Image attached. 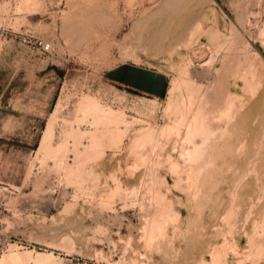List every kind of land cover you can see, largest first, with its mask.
<instances>
[{
    "label": "rangeland",
    "instance_id": "obj_1",
    "mask_svg": "<svg viewBox=\"0 0 264 264\" xmlns=\"http://www.w3.org/2000/svg\"><path fill=\"white\" fill-rule=\"evenodd\" d=\"M83 98L123 113L124 137L79 175ZM193 118L212 127L195 159L180 125ZM24 253L19 264H264V0H0V264Z\"/></svg>",
    "mask_w": 264,
    "mask_h": 264
},
{
    "label": "bare ground",
    "instance_id": "obj_2",
    "mask_svg": "<svg viewBox=\"0 0 264 264\" xmlns=\"http://www.w3.org/2000/svg\"><path fill=\"white\" fill-rule=\"evenodd\" d=\"M189 31V30H188ZM188 33H190V32H188ZM190 38V37H189ZM187 39V38H186ZM186 41V40H185ZM184 43V42H183ZM185 44V43H184ZM190 44V43H189ZM189 44H187V45H189ZM194 44V43H193ZM186 45V44H185ZM184 45V46H185ZM186 45V46H187ZM181 47H183V46H181ZM180 47V48H181ZM188 50H190V49H188ZM188 50H186V51H188ZM192 50V49H191ZM197 52H195V51H193L191 54H187L188 56V60L192 63L193 62V60L197 63L198 62V60H196L197 58L200 60L201 58V48H200V46H199V48H197ZM211 50V49H210ZM188 53H189V51H188ZM185 53H184V55H186ZM210 55V54H209ZM187 60V61H188ZM203 62H204V60H202ZM201 61V62H202ZM205 62H207L208 63V61H205ZM188 64H190L189 62H187ZM203 64V63H202ZM192 66V65H191ZM199 66V65H198ZM203 66V65H202ZM190 67V66H189ZM197 67V66H196ZM187 70V69H186ZM190 70V69H189ZM182 72H185V71H182ZM186 73H188L187 71H186ZM188 75V74H187ZM230 75V74H229ZM183 75H181V77H182ZM185 77V76H184ZM189 77V76H188ZM188 77H185V78H188ZM189 79V78H188ZM177 81V80H176ZM181 82H182V80H181ZM186 83H187V81H185ZM220 81H218V83H219ZM217 83V82H216ZM173 84V83H172ZM184 84V83H183ZM179 84H178V82H177V84L174 82V84L172 85V87H171V89H170V96H171V98L175 101V98H176V96H175V91H176V89H177V86H178ZM223 86V85H222ZM225 88V87H224ZM227 88V87H226ZM181 89V88H180ZM212 92V91H211ZM177 93V92H176ZM210 93V92H209ZM178 95V94H177ZM206 96H205V98L208 96L207 95V92H206V94H205ZM175 97V98H174ZM186 97V96H185ZM209 97H211V96H209ZM209 97H207V98H209ZM188 99H189V96L187 97ZM206 98V99H207ZM231 98V97H230ZM177 99V98H176ZM171 100V99H170ZM172 100V101H173ZM182 100V99H181ZM183 100H185V99H183ZM190 100V99H189ZM191 100H193V101H191ZM190 100V103L191 102H195L194 101V99H191ZM205 100V99H204ZM208 100V99H207ZM206 100V101H207ZM211 100V99H210ZM79 101H81V100H79ZM203 101V100H202ZM171 101H169V103H170ZM205 102V101H204ZM216 102V101H215ZM229 102V101H228ZM77 103V102H76ZM167 103H168V101H167ZM177 103V102H176ZM218 103V101L216 102V104ZM234 103V102H233ZM60 104V103H59ZM58 103H57V105H59ZM181 104V103H180ZM203 104V103H202ZM210 104V103H209ZM219 104V103H218ZM57 105H55V109H57L56 107H57ZM167 105V104H166ZM169 106H168V110H170L172 107H173V103L171 102L170 104H168ZM190 105V107H192V105H194L193 103H192V105L191 104H189ZM65 106V105H64ZM63 106V107H64ZM79 106V107H78ZM177 106V105H176ZM206 106V105H205ZM231 106V105H230ZM62 107V108H63ZM77 107H78V110H79V115L82 113L83 115H88V117L89 116H91V131L89 132V135L88 134H86V135H88V142H86L87 143V145L85 146L84 145V147L83 146H81V147H83V149H82V151L80 150V149H78L77 148V146H78V144H77V146H76V150H74L75 151V153H74V151H73V149L71 150L75 155H74V164L73 165H75V167H76V169H77V172H78V174L80 175L81 173H83L84 172V170H83V168H84V165H86L87 164V167H88V163H87V161H85V160H92L95 156H97V154L99 155L100 153H104L105 152V150L107 149V148H112V147H114V148H116V149H118V148H120L121 147V144H122V139H123V137H124V130H122V128H123V126H124V120H123V113H121V112H116V111H112L110 108H107V107H105V106H102L101 104H100V102L98 101V100H96L95 98H83L82 99V101L80 102V104L78 105L77 104ZM167 107V106H166ZM200 106L198 105V108H199ZM60 108V105L58 106V109ZM179 108V107H178ZM184 108V107H183ZM233 108V107H232ZM205 109V108H204ZM239 109V108H238ZM64 110V109H63ZM167 110V109H166ZM174 110H175V107H174ZM184 110H185V108H184ZM190 110V109H189ZM189 110H187V111H189ZM211 110V109H210ZM226 110V109H225ZM230 110H231V108H230ZM54 111H56V110H54ZM61 111V110H60ZM77 111V110H76ZM222 111V110H221ZM53 112V111H52ZM62 112V111H61ZM64 112V111H63ZM170 112V111H169ZM213 112V111H212ZM236 112V111H235ZM55 113H57V112H55ZM238 113V112H237ZM60 114V113H59ZM58 114V115H59ZM75 114V113H74ZM77 114H78V112H77ZM56 115V114H55ZM76 115V114H75ZM184 115V114H183ZM52 116H53V114H52ZM52 116H50L51 118H52ZM81 116V115H80ZM54 117V116H53ZM56 117H58V116H56ZM75 117V116H74ZM87 117V118H88ZM186 117V116H185ZM218 117V116H217ZM214 118V120H218V118ZM224 117V116H223ZM228 117V116H227ZM232 117H233V115H232ZM59 118H60V115H59ZM211 118V117H210ZM54 119V118H53ZM56 119L57 118H55V121H56ZM85 119V118H84ZM89 119V118H88ZM88 119H85V120H88ZM170 119V118H169ZM50 120V119H49ZM73 120V119H72ZM181 120H182V118H181ZM227 120V119H226ZM51 121V120H50ZM49 121V122H50ZM59 121V120H58ZM57 121V122H58ZM201 120H197L196 118H193L192 119V121H190V123L189 124H185L184 122H182L181 123V121H180V125H183L184 127H185V132H186V134H185V138H184V141H185V143H187V144H191L192 146H190V148H186V149H183V156H187V157H193L195 154H197V153H200V151H201V149L203 150V146H201L202 148H200V147H198V143H196L197 141L196 140H198V139H196L197 137H200V139H201V137H203V139L205 138V136L208 134V132L210 131V129L212 128H209L208 127V125H206V124H204V122H200ZM49 122L47 123V128H46V130H45V132H43L44 134V136H43V140L41 141L42 143H41V146L39 147L41 150H42V152L45 150V152H43L44 154H46V152L47 153H50V151L52 152V150H51V147H50V145H51V143L49 142V140L51 139V141L53 140L54 141V139H52V137H54V136H52V127H53V125H54V123H56V122H53V125L51 126L50 124H49ZM64 122H65V120H64ZM78 121L76 120V123H77ZM83 122V121H82ZM218 122V121H217ZM216 122V123H217ZM227 122V121H226ZM225 122V123H226ZM71 123V122H70ZM81 123V122H80ZM80 123H78V125L80 124ZM84 123V122H83ZM144 123V122H143ZM213 123V122H212ZM229 123V122H228ZM57 124V123H56ZM65 124H69V123H66L65 122ZM64 124V125H65ZM82 124V123H81ZM214 124V123H213ZM63 125V124H62ZM71 125V124H70ZM218 125V124H217ZM224 125H226V124H224ZM69 126V125H68ZM72 126V125H71ZM70 126V127H71ZM77 126V125H76ZM182 126V127H183ZM67 127V126H66ZM79 127H80V125H79ZM78 126H77V129L79 128ZM90 128V127H89ZM147 128V127H146ZM145 128V130H149V129H146ZM71 129V128H70ZM76 129V128H75ZM76 129V130H77ZM80 129V128H79ZM79 129L77 130V131H79ZM179 129V126L178 125H170V126H166V127H164L163 128V130H162V134L163 135H169V134H174V136H175V134H176V131ZM182 129V128H181ZM225 129H226V127H225ZM212 130V129H211ZM76 131V132H77ZM140 131V130H139ZM143 131V130H142ZM150 131V130H149ZM154 132V131H153ZM153 132H151L153 135H154V133ZM178 132V131H177ZM213 132V131H212ZM69 133H70V130H69ZM79 133V132H78ZM223 133V132H222ZM71 134H73V136H75V133L72 131L71 132ZM142 134H143V132H142ZM151 134V135H152ZM178 134H179V132H178ZM218 134H219V132H218ZM225 134V133H224ZM67 136H69V134H66ZM138 135H139V133H138ZM181 135V134H180ZM227 135V134H226ZM183 136V135H182ZM61 137V136H60ZM65 134H64V136H63V139L62 140H64V139H66L67 138V140L66 141H68V137H65ZM85 137V136H84ZM83 137V138H84ZM145 137V136H144ZM150 137V136H149ZM148 137V138H149ZM167 137V136H166ZM208 137V136H207ZM222 137H224V136H222ZM226 137H228V136H226ZM70 138H73L72 136L70 137ZM75 138V137H74ZM73 138V142H74V140L76 139H74ZM79 138H81L80 136L78 137V140H80ZM136 138V137H135ZM152 138V137H151ZM150 138V139H151ZM178 138V137H177ZM176 138V139H177ZM230 138V137H229ZM82 139V138H81ZM166 139V138H165ZM202 139V140H203ZM215 139V138H214ZM213 139V140H214ZM83 140V139H82ZM82 140H80V142L82 141ZM201 140V141H202ZM207 139H205L204 141H202V142H207L206 141ZM216 140V139H215ZM58 141H59V139H58ZM65 141V140H64ZM64 141H62L63 143H64ZM71 141V139H70V142H72ZM148 141V140H147ZM151 141V140H150ZM211 141V140H210ZM219 141V140H218ZM224 141V140H223ZM49 142V143H48ZM73 142H72V144H73ZM76 142V141H75ZM201 142V143H202ZM214 142V141H213ZM212 142V143H213ZM67 143L68 142H65V144L63 145L62 143V147H60L59 145H61L60 143L59 144H56V146L55 147H57V146H59L60 148H58L59 149V151L61 152H59L61 155H62V152H64V149L66 150V148L67 147H65V145L67 146ZM208 143V142H207ZM206 143V144H207ZM40 144V143H39ZM71 144V143H70ZM72 144L70 145L71 146V148H72ZM82 144V143H81ZM217 144V143H216ZM69 146V145H68ZM206 146H208V145H206ZM205 146V147H206ZM210 146V145H209ZM213 146H215V145H213ZM54 147V148H55ZM65 147V148H64ZM75 147V146H74ZM204 147V148H205ZM62 148H64V149H62ZM151 148V147H150ZM40 149L38 150L40 153H41V151H40ZM61 149V150H60ZM57 150V149H56ZM68 150V149H67ZM227 150V149H226ZM37 151V152H38ZM54 151V150H53ZM58 151V150H57ZM56 151V153H54V154H58V152ZM71 151H70V153H71ZM202 152V151H201ZM212 152V151H211ZM40 153H37V154H40ZM65 153V152H64ZM44 154L42 155V156H44ZM66 154H67V152H66ZM68 154H69V151H68ZM217 154V153H216ZM36 156H38V155H36ZM41 156V157H42ZM46 156V158H47V155H45ZM48 156H49V154H48ZM51 156H53V154L51 155ZM49 157V159L51 158V160L54 158H52V157ZM57 156H59L57 159H59L58 161L56 160V162H58L59 163V161L60 160H62V158H64V156L61 158L60 157V155L58 154ZM197 156V155H196ZM199 156V155H198ZM198 156H197V158H198ZM56 157V156H55ZM37 158V157H36ZM46 158H44V160L46 159ZM88 158V159H87ZM140 159V158H139ZM191 159V158H190ZM194 159H195V156H194ZM37 160V159H36ZM65 161V160H64ZM72 161V162H73ZM54 162V164H56V162H55V160L53 161ZM194 162V161H193ZM60 164H62V161H61V163ZM72 164H70V167H74V166H71ZM89 164H90V162H89ZM58 165V164H57ZM65 167H67L66 165H65ZM174 167V166H173ZM204 168H205V166H204ZM70 168L68 167V170H69ZM71 169H73V168H71ZM92 170V169H91ZM71 172H73L72 170H70ZM67 172V171H66ZM76 172V171H75ZM85 172H87V171H85ZM70 173V172H69ZM197 177V176H196ZM203 182V181H202ZM196 192V191H195ZM162 200V199H161ZM165 207V206H164ZM166 208V207H165ZM162 210V209H161ZM157 212V211H156ZM171 212V211H170ZM158 213V212H157ZM165 214V213H164ZM159 215V214H158ZM159 217V216H158ZM162 217V216H161ZM165 217V216H164ZM166 218V217H165ZM165 220V219H164ZM163 221V220H162ZM152 222H154V221H152ZM157 222H161V220L160 221H157ZM155 223V222H154ZM157 224V223H156ZM163 227V226H162ZM155 229V228H154ZM214 252V251H213ZM215 254V253H214ZM28 254L27 253H24V254H14V255H12L9 259H5V260H1V264H19L20 262H21V260L22 259H25L24 257H26ZM40 255L41 254H37V258H39L40 257ZM48 256V255H47ZM36 258V256H35V259H37ZM41 258V257H40ZM25 261V260H24ZM28 261V260H27Z\"/></svg>",
    "mask_w": 264,
    "mask_h": 264
},
{
    "label": "built area",
    "instance_id": "obj_3",
    "mask_svg": "<svg viewBox=\"0 0 264 264\" xmlns=\"http://www.w3.org/2000/svg\"><path fill=\"white\" fill-rule=\"evenodd\" d=\"M22 44L36 51L43 52V54H49L52 51L50 42L42 40H30L27 38L22 39Z\"/></svg>",
    "mask_w": 264,
    "mask_h": 264
},
{
    "label": "crops",
    "instance_id": "obj_4",
    "mask_svg": "<svg viewBox=\"0 0 264 264\" xmlns=\"http://www.w3.org/2000/svg\"><path fill=\"white\" fill-rule=\"evenodd\" d=\"M113 75V74H112ZM113 81L115 82V83H120V84H123V85H126V86H130V85H127V84H125V83H123V82H121V81H119V80H116V79H113ZM132 87V86H131Z\"/></svg>",
    "mask_w": 264,
    "mask_h": 264
}]
</instances>
